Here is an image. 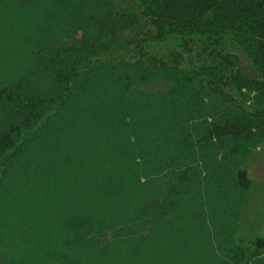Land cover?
<instances>
[{"label":"trees","instance_id":"obj_1","mask_svg":"<svg viewBox=\"0 0 264 264\" xmlns=\"http://www.w3.org/2000/svg\"><path fill=\"white\" fill-rule=\"evenodd\" d=\"M18 1L28 4L37 0ZM132 2L139 8L142 21L134 27V45L102 56L100 45L90 44L87 53L78 55L72 67L63 70L65 74L58 71L54 79L58 87L32 73L28 75L33 80L27 79L23 73L27 74L28 66L25 62L21 67L18 64L22 54L13 63L14 54L0 52V58L7 61L0 60V187L6 181V160L28 145L31 150L42 133L46 135L42 152L50 155L49 161L54 152H61L58 162L63 160L67 168L61 172L65 176L60 199L54 204L52 201L45 211L50 209L49 215L46 213L42 222L38 217L25 220L19 228L22 236L28 234L31 248L53 255L57 251L73 254L70 262L58 258V264H229L197 220L205 212L204 194L209 198L214 192L224 198L227 184L221 163L215 158L211 163L205 161L195 141L188 139V126L170 131L178 125L168 120L174 116L175 107L170 103L174 101L172 94L182 88L181 78L175 85L170 82L167 92L146 91L117 107L103 106L112 114L127 116L129 121L80 101V93L72 86L103 83L106 64L125 61L122 56L126 53L140 64L179 75L187 70L190 54L199 64L200 77L206 82L208 75L213 78V87L208 84L206 93L210 101L226 102L250 114L253 104L243 88L255 86L264 92V0ZM90 20V36L95 39L114 38L130 24L125 14L113 12L92 15ZM6 21L11 27L18 23L13 18ZM205 21L217 26V32L204 39L192 36L184 48H173L165 56L147 50L150 23L183 32ZM225 34L243 48L246 57L223 46ZM210 60H215L218 67L208 64ZM80 62H86L85 70L92 67L81 73ZM96 75V80L90 81ZM119 79L128 81L126 88L136 82L128 73ZM256 114L264 115V110ZM110 121L123 127L108 133ZM72 125L76 126L73 131ZM200 161L205 166L204 191ZM48 165L42 164L39 172L44 175ZM211 165L217 167L210 171ZM209 179L214 183L212 188L208 187ZM253 184L249 171L242 168L233 176L228 191H248ZM50 192L55 193L52 189ZM24 204L28 206V202ZM23 216L27 218V213ZM237 242L240 256L245 258L250 246L264 250V233L251 239L240 236ZM241 263L248 264L245 259ZM251 264H264V257Z\"/></svg>","mask_w":264,"mask_h":264},{"label":"rangeland","instance_id":"obj_2","mask_svg":"<svg viewBox=\"0 0 264 264\" xmlns=\"http://www.w3.org/2000/svg\"><path fill=\"white\" fill-rule=\"evenodd\" d=\"M108 12L125 14L130 24L114 38H92L91 16ZM6 18H13L18 23L11 27ZM141 23L140 10L132 0H37L28 4L6 0L0 4V52L14 54L13 63L16 59L19 61L22 54L23 59L18 64L21 67L25 62L28 66L27 74L23 73L27 79L33 80L28 75L32 73L40 79L45 77L43 80L58 87L60 85L54 81L58 71L65 74L63 70L71 68L78 55L87 53L85 50L90 44H99L102 56H108L114 51L134 45L133 30ZM200 24L202 26L174 32L150 23V30L146 32L147 50L165 56L173 48H184L192 36L204 39L218 30L217 26L209 25L206 21ZM18 46L20 49L16 51ZM223 46L246 57L243 48L227 34L224 36ZM4 53L3 57H6ZM192 57L193 55H188L187 70L179 75L174 71H162L151 65L140 64L132 58L131 53H126L122 56L125 61L106 64L103 72L107 75L103 83L77 84L72 89L80 93L81 97H77L80 101L99 108L111 117L129 121L127 116L112 114L103 106L117 107L120 102L134 100L146 91L167 92L170 89L169 83L175 85L180 77L182 88L174 93L175 96L172 94L174 101L170 106L175 107L174 116L168 120L178 125L173 126L170 131L175 132L182 126H188V139L195 141L194 145L201 151L205 161L211 163L212 159H219V167L227 184L224 198L218 197L214 192L209 198L204 194L205 212L197 220L207 229L218 253L227 263L243 264L241 261L245 259L246 263L251 264L255 259L264 257V250L250 246L245 258H242L237 240L240 236L251 239L264 233V115L256 114L264 110V92L255 86L243 88L253 104L250 114L226 102L214 103L206 96L208 84L212 86L213 78L208 75L206 82L200 77V71L197 70L199 64ZM95 58L96 56L92 57ZM0 60L7 63L6 60ZM85 63L80 62L81 73L92 67L83 69ZM207 63L218 67L215 60ZM94 65L98 66L96 63ZM124 73L133 77L135 85L126 88L128 81L120 82L119 77ZM96 78L97 75L90 81ZM146 110L148 107L141 112L145 114ZM109 124L110 129L106 130L108 133L123 127L122 123L112 125L110 121ZM70 128L73 131L76 126L72 125ZM198 138L199 143L196 142ZM45 141L46 135L41 133L31 150L28 145L22 153L6 160V181L0 187V264H58V258L70 262L73 257L70 252L57 251L53 255L33 249L28 242V234L22 236L19 232L23 221L37 217L41 221L46 213L49 215L50 209L46 213L45 211L50 203L53 201L54 204L60 199L58 193L63 184L62 177L65 176L61 172L67 167L63 160L59 159L58 162L57 154L61 152H54L53 159L49 161L50 155L45 156L46 153L42 152ZM49 163L51 164L48 165ZM42 164L49 166L44 175L39 172ZM200 164V182L204 191L205 166L202 161ZM215 167L217 165H211L208 169L212 171ZM242 168L249 171L254 183L252 189H234V192H229L233 176ZM213 186L214 183L209 179L208 187ZM50 189L55 193L52 194ZM26 202L27 207L24 206ZM26 213L27 218L23 216ZM4 233L5 236L2 235ZM14 233L16 234L12 238Z\"/></svg>","mask_w":264,"mask_h":264}]
</instances>
